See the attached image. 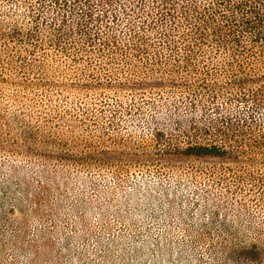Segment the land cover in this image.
Returning <instances> with one entry per match:
<instances>
[{"label":"trees","instance_id":"16d2710c","mask_svg":"<svg viewBox=\"0 0 264 264\" xmlns=\"http://www.w3.org/2000/svg\"><path fill=\"white\" fill-rule=\"evenodd\" d=\"M2 86L39 103L77 97L83 110L95 105L125 141L114 152L89 138L72 158L220 161L235 187L264 194V0H0ZM69 216L61 239L84 246ZM193 225L189 234L200 229ZM253 230L204 245L210 264L264 262L263 234ZM191 249L174 248L180 264Z\"/></svg>","mask_w":264,"mask_h":264},{"label":"rangeland","instance_id":"374dc122","mask_svg":"<svg viewBox=\"0 0 264 264\" xmlns=\"http://www.w3.org/2000/svg\"><path fill=\"white\" fill-rule=\"evenodd\" d=\"M77 101L39 103L0 88V264H180L174 248L181 244L192 248L185 264H210L204 245L211 240L239 241L242 230L254 228L264 240V194L235 187L224 162L72 158L79 146L90 148L89 138L104 151L125 142L109 133L110 118H100L99 108L83 110ZM30 121L44 129L30 130ZM75 134L85 142L56 138ZM69 213L77 216L71 229L82 232L84 246L61 239L70 232ZM191 224L200 229L189 234ZM235 229L242 234L233 235Z\"/></svg>","mask_w":264,"mask_h":264}]
</instances>
